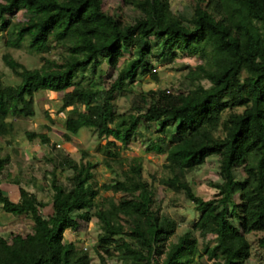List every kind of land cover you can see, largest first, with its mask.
<instances>
[{
    "label": "trees",
    "instance_id": "trees-1",
    "mask_svg": "<svg viewBox=\"0 0 264 264\" xmlns=\"http://www.w3.org/2000/svg\"><path fill=\"white\" fill-rule=\"evenodd\" d=\"M123 2L140 12L134 22L106 13L103 0H0L6 46L25 48L44 61L30 68L10 53L3 55L18 82L5 83L0 75V203L7 213L29 217L33 227L10 239L0 235V264H92L89 252L67 242L65 233L79 231L93 216L102 230L94 246L100 264L114 257L126 264H200L198 255L210 264H246L253 249L248 236L264 231V0H198L187 18L173 11L171 0ZM22 9L27 18L15 21L12 16ZM154 40L171 58L180 53L201 62L189 69L181 88L149 90L140 95L135 113L118 112L113 103L117 92L142 75L158 79ZM53 42L64 49L60 62L43 55ZM127 50L133 55L108 88H99L97 81L76 84L78 72L89 67L103 79V65L117 69ZM39 91L61 94L59 110L68 112L66 143L84 127L108 139L98 148L112 170L113 163H122L121 149L139 126L152 132L157 125L159 136L148 141L147 150L166 154L170 176L165 183L183 191L199 211L191 230L172 241L178 224L155 208V190L143 179L140 158L99 185L97 163L87 151L76 160L41 132L26 134L57 151L46 157L53 164L50 202L20 179L13 180L19 199L5 195L2 174L12 157L2 138L13 132L17 118L35 115ZM213 155L219 157L222 181L214 185L215 196L205 200L186 177ZM237 167L244 172L239 180ZM60 170L71 171L66 181L60 180ZM236 188L239 201L233 198ZM102 190L129 196L98 202ZM48 206L49 216L44 213ZM258 244L264 248V237Z\"/></svg>",
    "mask_w": 264,
    "mask_h": 264
},
{
    "label": "rangeland",
    "instance_id": "rangeland-1",
    "mask_svg": "<svg viewBox=\"0 0 264 264\" xmlns=\"http://www.w3.org/2000/svg\"><path fill=\"white\" fill-rule=\"evenodd\" d=\"M198 0H171L172 9L180 16L187 18L192 14L193 6ZM103 10L106 13L120 17L127 23L134 22L140 15L135 8L126 5L123 0H103ZM15 21H23L27 18L25 9L20 10L16 15L12 16ZM6 32L0 33V75L4 82L14 84L18 82V78L12 70L6 66L3 61V55L10 53L14 58L24 63L27 67H41L44 61L40 55L30 54L25 48L15 49L6 46ZM153 64L157 70L158 79L155 80L150 74L140 76L133 84H128L125 90L117 92L113 103L115 110L121 113L136 112V107L140 99V95L149 90L171 89L175 91L183 86L187 73L191 67H195L201 62L200 58L194 56L181 55L177 51V56L171 58L167 53H163L162 45H156L153 41ZM52 50L44 53L45 59L62 61L64 49L61 46H55L52 43ZM133 51L127 50L125 57L121 60L117 69L108 70L107 65H103L101 75H93L91 68H86L78 72L76 84L89 86L93 81L100 84L99 88H108L110 83L115 79L119 69L126 64L132 57ZM189 68H185V67ZM155 70V71H156ZM204 85L209 86L210 83L203 79ZM197 86L198 83H195ZM103 99V94L99 100ZM35 115L33 117H19L14 122L13 132L2 138V145L5 153H9L12 160L7 164L2 174L1 187L5 195L12 200L19 199L18 185L13 182L14 179H20L23 184L31 183L27 189L35 192L43 201L49 203L52 198V190L50 179L53 164L46 160L49 153L55 155L56 150L52 149L50 143L43 144L40 138L30 140L26 132H41L50 137L52 144L61 145L58 147L65 154H68L79 160L82 156V150L88 152V159L97 163L95 168V179L99 185L109 182L118 174L122 175L123 170L128 169L134 158H140L143 163V179L148 181L155 190V208L160 209V213L174 219L177 222V229L172 241H176L179 236L188 230H191L194 222L199 218V211L196 210L195 204L190 201L183 191H176L166 184V179L170 176L169 170L165 167L167 164L166 154L155 151H148V141L159 136L157 132L158 126L155 125L147 131L145 124H141L137 134L130 141L129 146L121 149L122 163H113V170L104 162L103 153L99 150V145H104L108 139L106 137L99 138L97 134L89 128H82L78 135H75L71 144L66 143L63 138L65 132V121L67 111L61 112L62 96L53 91H39L35 94ZM243 108H239L241 111ZM111 139V138H110ZM219 157L217 155L210 156L207 162L187 174V180L193 187L196 195L205 200L211 199L218 192L214 186L221 182L219 168ZM59 178L66 181V177L71 171H58ZM236 179H242L244 172L242 167L235 169ZM234 200L239 201L240 190L236 188L234 191ZM125 195L123 193H114L112 191H101L97 201L102 202L105 198H114L119 200ZM52 212L51 207H47L44 213L49 216ZM123 223H125L123 221ZM33 222L27 216H16L3 210L0 203V235L10 239L14 234H27L32 232ZM102 232L98 219L93 216L90 222L79 231L67 230L65 240L67 242H75L79 248L87 250L92 257V264H100V259L95 252L94 246L98 241V237ZM249 239L252 243V256L246 264H264V248L258 244V240L264 237V231L251 233ZM210 241H213V235H210ZM202 244V240H200ZM214 243L212 242L211 245ZM200 264H210V261L203 256H197ZM108 264H126L122 260L114 257L107 259ZM131 264V263H128Z\"/></svg>",
    "mask_w": 264,
    "mask_h": 264
},
{
    "label": "built area",
    "instance_id": "built-area-1",
    "mask_svg": "<svg viewBox=\"0 0 264 264\" xmlns=\"http://www.w3.org/2000/svg\"><path fill=\"white\" fill-rule=\"evenodd\" d=\"M155 70H156V69H154V71H155ZM57 146L60 147L61 145L58 144Z\"/></svg>",
    "mask_w": 264,
    "mask_h": 264
}]
</instances>
